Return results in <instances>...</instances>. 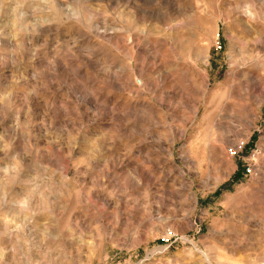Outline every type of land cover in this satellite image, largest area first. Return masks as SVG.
I'll return each instance as SVG.
<instances>
[{"label":"rangeland","instance_id":"rangeland-1","mask_svg":"<svg viewBox=\"0 0 264 264\" xmlns=\"http://www.w3.org/2000/svg\"><path fill=\"white\" fill-rule=\"evenodd\" d=\"M0 264H264V0H0Z\"/></svg>","mask_w":264,"mask_h":264}]
</instances>
